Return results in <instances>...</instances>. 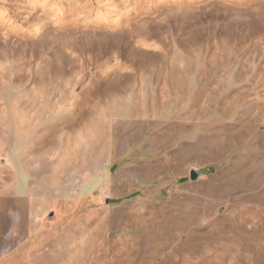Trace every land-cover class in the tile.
<instances>
[{
    "label": "rangeland",
    "instance_id": "374dc122",
    "mask_svg": "<svg viewBox=\"0 0 264 264\" xmlns=\"http://www.w3.org/2000/svg\"><path fill=\"white\" fill-rule=\"evenodd\" d=\"M19 180L12 264H264V0H0Z\"/></svg>",
    "mask_w": 264,
    "mask_h": 264
},
{
    "label": "crops",
    "instance_id": "0c3cea01",
    "mask_svg": "<svg viewBox=\"0 0 264 264\" xmlns=\"http://www.w3.org/2000/svg\"><path fill=\"white\" fill-rule=\"evenodd\" d=\"M32 209L33 200L22 180L0 189V264H12L23 254L30 229L36 226Z\"/></svg>",
    "mask_w": 264,
    "mask_h": 264
},
{
    "label": "water",
    "instance_id": "95a60500",
    "mask_svg": "<svg viewBox=\"0 0 264 264\" xmlns=\"http://www.w3.org/2000/svg\"><path fill=\"white\" fill-rule=\"evenodd\" d=\"M190 178H191V179H194V178H196V174H195V172H194V171H191V173H190Z\"/></svg>",
    "mask_w": 264,
    "mask_h": 264
}]
</instances>
